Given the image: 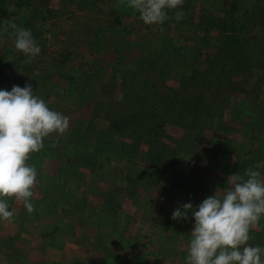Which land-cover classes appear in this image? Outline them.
<instances>
[{
	"label": "rangeland",
	"instance_id": "374dc122",
	"mask_svg": "<svg viewBox=\"0 0 264 264\" xmlns=\"http://www.w3.org/2000/svg\"><path fill=\"white\" fill-rule=\"evenodd\" d=\"M126 3L0 0V22L30 29L41 48L25 64L12 30L0 31V90L30 83L51 110L70 118L64 135L44 141L59 146L60 159L33 153L27 161L38 173L35 188H49L47 201L78 182L90 191L93 210L84 208V218L94 215L93 225L114 234L99 264H138V245L148 241L142 231L155 234L166 219L193 229L191 213L173 220L175 209L199 206L226 187L227 176L264 162V0H184L183 19L169 11L162 25H146ZM232 20L234 30L227 25ZM200 94L209 105L199 112V132L154 175L153 165L168 155L163 146L172 152L184 135L179 115ZM129 117L121 130L110 128V121ZM255 170L264 175V168ZM62 198L65 204L70 197ZM69 220L59 215L54 230L61 223L66 230ZM250 237V245L264 247V218ZM95 244L93 257L103 254L104 244ZM8 245V239L0 245L4 264L21 255ZM77 248L87 254L83 243ZM148 251L157 255L152 244ZM80 255L77 264H97ZM47 261L40 255L37 263Z\"/></svg>",
	"mask_w": 264,
	"mask_h": 264
},
{
	"label": "clouds",
	"instance_id": "9594fccd",
	"mask_svg": "<svg viewBox=\"0 0 264 264\" xmlns=\"http://www.w3.org/2000/svg\"><path fill=\"white\" fill-rule=\"evenodd\" d=\"M184 0H127L126 7L139 13L146 25H162L175 11L177 21L183 19ZM15 38V49L30 64L41 48L30 29L20 28L14 21L0 22V31ZM70 118L53 111L37 96L31 84L14 85L11 91L0 90V220L11 222L14 210L8 199L23 203L26 211H35L32 202L37 170L27 163L31 154L44 148L52 134L64 135ZM52 144V147H55ZM249 167L226 178V187L206 197L197 207L184 203L174 210L173 220H195L190 235L185 264H264V247L249 244L250 231L264 218V175Z\"/></svg>",
	"mask_w": 264,
	"mask_h": 264
},
{
	"label": "crops",
	"instance_id": "0c3cea01",
	"mask_svg": "<svg viewBox=\"0 0 264 264\" xmlns=\"http://www.w3.org/2000/svg\"><path fill=\"white\" fill-rule=\"evenodd\" d=\"M48 190L49 188L42 186L34 188L33 197L38 196L40 198L37 199L38 201H34L35 211L31 214L26 211L22 202L19 201L17 204L14 198H8L9 210H14L15 216L11 222L0 220V245H4V239H8L7 250L12 249L13 253L18 249L17 252H20L21 255L16 257L14 261L7 263L4 260V262L6 264H41L42 262L37 263L38 257L41 255L43 260H48L45 264H63V260L66 261L65 264H77L78 262L75 259L81 260L83 258L80 253L85 255L84 258L88 262L92 261L99 264L100 259H107L109 249H107L106 243H109L114 234L113 232H107L105 226L93 225L91 220L95 219L94 215L90 219L84 218V208L88 207L93 210V207L89 205L90 195L88 192L90 191H86V188L78 182L68 192L64 193L70 197L64 204L62 202V200H65L62 198L64 194L61 192L59 195L57 191V194L52 193L53 196L51 197H54L50 199L52 203L47 201L45 198L48 193L45 195L46 192L44 193V191L48 192ZM59 215L61 217L66 215L70 219L66 230L63 223H61L59 230H54L53 225ZM98 216L100 217L101 214ZM164 222L161 226H158L159 229L155 234L150 232L146 235L142 231L145 227L142 226L144 229L141 230V237L143 239L148 238V241L146 239L143 243H140V246L138 245V251L133 257V259L138 260V264H149L152 260L155 264H185L193 229L183 225V229L180 230V228H176L174 221L171 222L166 219V222ZM175 231L179 234H177L178 239L175 241L177 245L174 248L173 235ZM94 238L96 239L94 240ZM80 242L88 247L87 254L77 248ZM95 243L104 244L103 254L93 257L91 251L95 249ZM151 244L155 247L157 255L149 253L148 247ZM169 244L173 245L170 249L173 252H171L172 256L165 254ZM17 245L19 246L17 247ZM14 248L17 249L14 250ZM105 255H107V258ZM0 264H4L2 260H0Z\"/></svg>",
	"mask_w": 264,
	"mask_h": 264
},
{
	"label": "trees",
	"instance_id": "16d2710c",
	"mask_svg": "<svg viewBox=\"0 0 264 264\" xmlns=\"http://www.w3.org/2000/svg\"><path fill=\"white\" fill-rule=\"evenodd\" d=\"M234 21L232 20L231 22H228L227 25L228 27L230 28V30H234ZM230 49L228 51L231 52ZM227 53V54H228ZM241 57L242 56H236L234 57L236 61V63H234L236 66L238 65L239 62H241ZM203 94H200V95H197L194 99H193V105L191 106V104H187L185 105L186 107L184 108V111L181 115H179V118H180V121L182 122V125H183V130H184V135L183 137L181 138V140H179L176 145H175V148L172 149V152L170 151V149H166L165 146H163V149L162 151L166 152L168 155L165 157V156H160L159 158V162L158 163H155L153 165V170L151 173H153L154 175H159V173L161 174V170H164L163 166H165L167 163H169L170 161V158H172L174 156V154L180 149L182 148L185 143L190 140V137L192 136V134L195 132V133H198L199 132V129H200V126L202 124V115H200L201 113L199 112H202V108L203 107H207L209 105V102L208 100L205 98V95L202 96ZM213 96L215 97H218V93H214ZM211 101H215V100H211ZM210 101V102H211ZM199 106H201V108H198ZM203 114V113H202ZM132 117H129L127 119V121L125 122H121V123H117V122H112L110 121V128L113 130L114 128L116 129H120L123 127V126H126L127 123L129 122V120L131 119ZM65 146H67L66 144H64ZM69 147H74L73 145H68ZM62 148V147H61ZM59 146H58V149L57 147H52V145H47L46 143H44V148L40 151V153H36L35 156H37V154H39V158H56V159H60L59 156H60V153H59ZM175 152V153H174ZM69 160V159H67ZM82 161V160H81ZM162 163V164H160Z\"/></svg>",
	"mask_w": 264,
	"mask_h": 264
}]
</instances>
